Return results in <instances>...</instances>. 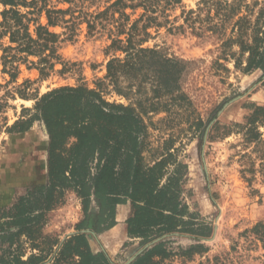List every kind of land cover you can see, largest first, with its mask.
Instances as JSON below:
<instances>
[{"label":"trees","instance_id":"1","mask_svg":"<svg viewBox=\"0 0 264 264\" xmlns=\"http://www.w3.org/2000/svg\"><path fill=\"white\" fill-rule=\"evenodd\" d=\"M84 0H0V40L8 37V44L0 42V72L12 80L18 75L17 62L26 61L29 56L39 58L42 71L53 69L61 60L60 36L50 28L68 23L67 14L73 8H61V3L78 6ZM216 7L221 24L211 26L219 29L229 20L233 23V34L226 44L238 43L240 54L248 53L246 72L261 69L264 86V7L255 23L248 15H241L243 0H202ZM181 0H115L107 9L92 19L80 10L89 29L96 27L99 18H106L111 24L112 43L110 49L116 53L107 64L106 81L98 88L62 86L44 94L36 102L37 114L32 118L19 119L8 128L10 133H25L36 119L42 121L49 135L48 184L18 188L11 191L15 198L9 210L11 219L0 223L14 226L17 231H3L0 239L14 244L16 238L26 233L32 241L48 239L42 234L46 214L63 202L67 192H75L82 200L84 220L77 224V233L62 243L55 239L48 248L34 244L40 252L31 254L26 260L22 254L1 256L0 264H47L50 252L59 246L54 264H115L104 250L92 249L88 233L90 206L93 200L99 205L96 218V233H102L116 225L117 206L131 203V213L126 220L127 234L139 239L142 252L128 264H164L173 254L169 248L170 237L177 234H192L199 238H210L213 226L198 224L195 213L190 212L183 198V184L187 165L181 162L173 147V139L165 142L164 153L152 163H147L144 152L147 148L148 127L144 118L133 105L110 102L104 98V89L112 87L113 92L130 98L131 95L148 94V109L138 99L136 104L145 113L167 111L169 97L173 104L182 103L185 95L180 80L183 65L168 58L155 48L143 45L151 38L150 29L159 30L171 25L170 30H180L184 25L174 24L169 18V7ZM249 7V6H247ZM132 10L128 13L127 10ZM142 12L133 19L132 17ZM203 7L198 11H183L184 22L195 27L200 21ZM194 14L196 16L194 17ZM73 18H76L72 14ZM45 18L47 23H41ZM252 27V28H251ZM203 29V25L201 27ZM196 29V28H195ZM249 30L252 42H248ZM117 53H120L118 55ZM123 55V57H121ZM241 61L237 62L240 65ZM150 85V89H148ZM23 98L27 94L20 92ZM1 106V104H0ZM246 122L235 123L243 135L246 146L260 160L259 172L264 176V104L252 103ZM212 120L197 122L203 127L201 139L204 142L206 128ZM218 128V122L211 124L210 132ZM210 135V133H209ZM213 136L211 135V138ZM173 150V152H172ZM256 171L255 164L252 166ZM14 195V196H13ZM7 214V213H6ZM251 232L264 244V221L257 223ZM127 243H125L126 247ZM149 245V247H146ZM202 244L193 245L184 254L204 252Z\"/></svg>","mask_w":264,"mask_h":264},{"label":"rangeland","instance_id":"2","mask_svg":"<svg viewBox=\"0 0 264 264\" xmlns=\"http://www.w3.org/2000/svg\"><path fill=\"white\" fill-rule=\"evenodd\" d=\"M84 1L78 6L59 4L64 9L72 7L76 18L67 14L66 19L72 21L50 28L62 41L59 48L62 58L55 62L53 69L43 73L39 58L29 56L26 61L16 63L18 75L15 80L0 72V223L11 219L8 208L15 202L10 196L13 189L49 183V135L45 124L36 119L29 131L19 134L10 133L8 128L21 118L35 116L36 102L53 89L80 85L98 88L99 82L106 81L107 64L116 53L109 48L112 26L106 18H99L91 30L80 10L88 14L86 18L92 19L91 15L104 11L115 0ZM243 1L241 15H248L253 24L264 7V0ZM201 7L203 23L198 21L195 27L186 24L183 11H198ZM216 10L213 4L202 3V0H181L169 7L168 14L176 26L184 25V28L170 30L169 25L159 30L150 29L151 38L143 45L182 63L184 70L180 86L185 95L182 103L173 104L169 97H165L163 101L170 104L167 111L160 109L159 112L145 113L136 101L143 100L144 108L148 109L145 98L151 96L149 90L148 94L131 95L130 98L118 95L110 86L103 93L110 102L133 105L144 118L148 127L144 152L147 163L160 158L165 152V142L173 139L178 159L187 165L184 201L190 212L195 213L198 224L209 223L214 228L210 238L192 234L171 236L168 246L173 254L164 264H264V244L251 232L257 223L264 221V176L259 172L257 154L252 152V147L245 145L243 135L234 125L246 122L252 103L264 104L263 71H244L242 68L247 65L249 54L241 55L238 43L226 44L227 37L235 34L233 23L236 18L226 22L224 27L211 29L222 22ZM127 12L132 13V10ZM141 12L139 10L132 18ZM41 23L45 25L46 19L42 18ZM252 36L249 30L246 40L252 42ZM0 42L7 45L8 37ZM2 53L0 48V55ZM238 61H241L240 65H237ZM2 67L0 65V69ZM20 92L27 97L23 98ZM199 120L205 123L212 120L206 128L204 142L201 139L203 127L197 126ZM215 122H218V128L210 132L211 124ZM260 130L264 131V127ZM98 211L99 205L93 200L88 225L83 229L95 233H88L92 249L106 251L115 264H128L142 250L140 240L131 239L126 234L122 241V226L119 227L106 238L108 244L114 245L113 251L115 246L122 244L118 253L112 255L108 249L102 248L96 224L91 225ZM129 215V207H122L117 218L124 224ZM84 218L82 200L75 192H67L63 202L46 214L42 234L49 237L50 242L45 238L32 241L26 233L16 238L12 245L0 239V257L19 253L26 260L31 254L40 252L34 244H41V248L46 249L55 239L59 240L60 246L70 233L79 231L77 224ZM215 228L217 234L209 240L214 236ZM6 230L15 232L18 228L4 225L3 229L0 228V236ZM196 244H203L206 250L184 254ZM58 245L50 252L45 261L47 264H54Z\"/></svg>","mask_w":264,"mask_h":264},{"label":"crops","instance_id":"3","mask_svg":"<svg viewBox=\"0 0 264 264\" xmlns=\"http://www.w3.org/2000/svg\"><path fill=\"white\" fill-rule=\"evenodd\" d=\"M126 206L129 207V214H130V212H131V203H127V204H121V205H119V206H118V210H119V211H117V214H116V221H117L116 225L113 226L112 228H110V229H108V230L102 232V233H99V234H100V237H101V239H102V243H103V247H102V248H106V249H108V251H110L112 255L118 253V251H119V249H120V246H121L122 244H119V245L115 246L114 251H113L112 248L114 247V245H113V244H112V245L108 244V243L106 242V238H107L109 235H111L114 231H116L119 227L122 226V230H121L122 238H121V240L123 241L125 235L127 234V231H126L127 224H126V223L122 224L121 221L117 218V216H118V213L120 212V210L122 209V207H126ZM128 217H129V216H128ZM126 220H127V219H126ZM95 223H96V217H95V219H94V222H93L91 225H93V224L95 225ZM120 237H121V236H120ZM121 240H120V241H121ZM98 251H100V250H98Z\"/></svg>","mask_w":264,"mask_h":264},{"label":"water","instance_id":"4","mask_svg":"<svg viewBox=\"0 0 264 264\" xmlns=\"http://www.w3.org/2000/svg\"><path fill=\"white\" fill-rule=\"evenodd\" d=\"M45 129H46V126H45ZM46 132H47V129H46ZM47 133H48V132H47ZM83 232H86V233H92V234L95 235L94 231L91 230V229L84 230ZM73 234H74V233H70L69 236H71V235H73ZM216 234H217V228H215L214 236H213L211 239H209V240H213V238L216 236ZM146 247H149V245H147ZM142 250H143V249H142ZM142 250H140L137 254L141 253ZM137 254H136V255H137ZM136 255H135L131 260H133V259L136 257ZM131 260H129V263L131 262Z\"/></svg>","mask_w":264,"mask_h":264}]
</instances>
